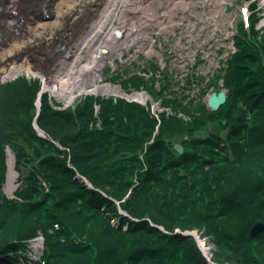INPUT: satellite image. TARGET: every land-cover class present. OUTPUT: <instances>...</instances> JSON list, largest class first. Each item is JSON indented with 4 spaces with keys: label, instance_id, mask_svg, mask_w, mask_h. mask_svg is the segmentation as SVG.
<instances>
[{
    "label": "trees",
    "instance_id": "16d2710c",
    "mask_svg": "<svg viewBox=\"0 0 264 264\" xmlns=\"http://www.w3.org/2000/svg\"><path fill=\"white\" fill-rule=\"evenodd\" d=\"M249 23L221 73L229 95L217 111L206 90L180 99L167 84L149 89L158 115L95 95L58 109L49 94L38 113L39 78L0 85V264H211L188 231L212 245L215 264H264V232L251 236L264 224V33L255 15ZM123 76L114 80L125 92L148 88Z\"/></svg>",
    "mask_w": 264,
    "mask_h": 264
},
{
    "label": "built area",
    "instance_id": "2783aa9c",
    "mask_svg": "<svg viewBox=\"0 0 264 264\" xmlns=\"http://www.w3.org/2000/svg\"><path fill=\"white\" fill-rule=\"evenodd\" d=\"M133 1L135 4L128 9L118 2L117 9L109 11L116 18L106 34L112 35L118 28L124 32L123 39L116 41L109 61L113 71L123 73L129 69L132 74L146 78L155 75L157 87L167 71L173 87L179 89L190 75L211 80L237 51L236 25L228 19L236 8L232 0ZM258 8L264 26V10L259 4ZM132 21H137L139 27L130 31L128 24ZM103 70L104 67L101 74ZM142 95L119 96L132 101L143 100Z\"/></svg>",
    "mask_w": 264,
    "mask_h": 264
},
{
    "label": "bare ground",
    "instance_id": "6f19581e",
    "mask_svg": "<svg viewBox=\"0 0 264 264\" xmlns=\"http://www.w3.org/2000/svg\"><path fill=\"white\" fill-rule=\"evenodd\" d=\"M10 4L7 5L8 10L6 11H17V12H27L19 10L22 7L24 9L26 4L18 3V0H9ZM98 0H54L50 9L51 15L53 14L54 19L56 20V25H51V23L46 24L45 27L43 25L31 28L28 30V35L26 36L28 41L22 43L24 50L30 51V46H33V42L38 41L42 42L43 49L52 50V46H55L58 42L56 38H59L62 43H66V40L69 39L68 34L73 33L69 30V32L65 31V28L60 29L62 24L65 26L72 27L77 21L82 19L81 15H84L89 8H92L94 5L98 4ZM121 3V5H126V9L130 6V4H135L133 0H107L105 7L108 9H117V4ZM56 11V12H54ZM33 16V15H32ZM72 19V22L69 20ZM116 18L115 13L111 12L108 15L102 18L100 23L96 22V19L93 18L91 21L90 29L85 28L82 35H78L82 40L79 43H74V48L67 47L65 48L66 57L72 56L73 61L71 62L68 69H66L60 76L56 74L51 76L50 80L45 82L46 90L50 91V93L55 97V99H64L67 104L73 103V101L77 98V96L83 91L91 90L92 92L98 91H109L112 90L113 86L108 88H103L100 85H97L96 82L100 80V75L98 70L100 65L107 64L110 61L109 55H104L99 52L96 47V41L101 39V36L106 35V33L112 28V21ZM27 18H25L26 20ZM15 22V21H14ZM10 25V22L6 23ZM59 25V26H57ZM51 28H48V27ZM43 27V29H41ZM79 33H81V29L76 25L74 26ZM139 27V23L137 21H132L128 24V28L130 31ZM111 33L105 43L110 47L109 50H114V41H112ZM34 37V39H33ZM99 38V40H98ZM92 40L89 46L88 55L85 57L86 62L82 63V60L79 59V54L77 51H81L84 46L88 44V41ZM82 41V42H81ZM79 51V52H80ZM6 50H4V53ZM84 59V58H83ZM108 60V61H106ZM64 59L60 60L59 66L57 70H60L64 64ZM77 61V63H75ZM20 69V70H19ZM17 71L15 69L13 71L10 70H0V79H6L9 77H13L18 73L25 72L26 74L31 75L29 68H19ZM58 72V71H57ZM78 90V93L75 94L74 91ZM14 181V175L11 171L9 176V184L11 185Z\"/></svg>",
    "mask_w": 264,
    "mask_h": 264
},
{
    "label": "water",
    "instance_id": "95a60500",
    "mask_svg": "<svg viewBox=\"0 0 264 264\" xmlns=\"http://www.w3.org/2000/svg\"><path fill=\"white\" fill-rule=\"evenodd\" d=\"M53 2L54 0H18V3L26 4L25 8L28 9L27 12H17V11L9 12V11H6V8L8 10L7 5L10 4L9 0H0V58H2L3 55H5L6 52L4 53V50L12 46V42L16 41L15 42L16 44L20 43L21 41L20 35H21V32L23 31L22 25L23 23H25V18L28 19L27 22H32L30 23V25L33 27L35 26L38 27L37 22L45 23V22L54 20L53 14L51 15L50 13L51 11L50 7ZM22 7L23 6H21L20 9H22ZM12 17H17V25L15 26L6 24L8 19ZM33 19H35V21ZM116 34L117 36L120 37L122 32L117 31ZM68 40L71 41V37H69ZM56 41H58L56 42L57 44L55 46H52L53 52L50 54H47L45 53L46 51L43 49V46H42L43 43L38 42L35 39V42L33 43L34 48L36 47L34 52H38V54L39 55L41 54L44 58H40L39 56H36V55L35 56L33 55V57H31L32 56L31 51L33 50L30 49V51L28 50L23 51V52L21 51L19 55L9 60V63H15V66H17L18 64L20 65V63H24L25 59L28 57L30 58V62L36 63L37 67L36 66L33 67L31 72L35 73L34 76L38 75L41 78V81L43 83L42 89L39 92L38 100H37L38 113L41 110L42 96L45 93L50 92L46 90L45 82L47 80H50L51 76H54L56 72L58 71L57 69H58L60 60L63 59L64 51L67 46L66 43H62V41H60L59 38H56ZM1 62H0V70H3L2 67L6 68L7 70H10L11 67L9 63H6L3 66ZM23 74L24 72H21V73L16 74L13 77H9L3 80L0 79V85L5 84L9 81H12ZM26 75H29V74H26ZM97 94H100V92ZM226 102H227V94L225 92H221L219 94H213L212 96L208 98V107L212 111H217L219 110L220 107L225 105ZM34 127L37 129V131L39 132L41 136L45 137V132L40 129L37 123L34 124ZM177 150L180 154L184 153V148L182 145H178ZM12 168L13 167H11L10 170ZM89 185L90 187H92L91 184ZM262 232H264V224L262 223L256 224L251 230V236L256 237L258 234ZM178 233H181V232L178 231ZM183 234L186 236H194L197 239L198 243L200 244V247L202 248L208 261L211 264H215L212 262V258L208 253L209 248L204 247V244H202V241L200 240V235L197 232L195 231L185 232Z\"/></svg>",
    "mask_w": 264,
    "mask_h": 264
},
{
    "label": "rangeland",
    "instance_id": "374dc122",
    "mask_svg": "<svg viewBox=\"0 0 264 264\" xmlns=\"http://www.w3.org/2000/svg\"><path fill=\"white\" fill-rule=\"evenodd\" d=\"M234 1L236 3H238L240 6H242L243 1L245 2V0H234ZM247 2H248V0H247ZM254 2L258 3L262 7V10H264V0H254ZM244 6H245V4L241 7V9L242 8L244 9L245 8ZM19 10H21V11H27L28 9L27 8H24V9H19ZM54 12H56V11H54ZM119 17H120V15H119ZM56 19L57 18H55L54 20H51L49 22H45V23L37 22V24H38V26L43 25L44 27H45L46 24H49V23H51L50 26L51 25H56L55 24L56 21H57ZM72 19L73 18H71L69 21L72 22ZM228 19L229 20H234L235 25H236V28L237 29H240L241 26H244L246 17H245V15H243V13L241 12V10L239 11V9L236 8L235 10H233V13L232 14H229L228 15ZM27 20L28 19H26L25 20V23H23V25H22L23 31L21 32V35H20V38H21L20 39L21 40L20 43L19 44H16L15 43L16 41L12 42V46L6 48L5 49L6 50L5 55H3L2 58H0V62L2 61L1 63H2L3 66L6 63H9V60L10 59H13L17 55H19L21 53V51H24V47H26V46H22V43L25 42V41H28L27 39H25V33L31 27L30 23H32V22H27ZM33 20L35 21V19H33ZM7 22H10L13 26H15V25H17V17H12ZM50 26L48 28H51ZM57 26H59V25H57ZM90 26H91V24H90ZM59 28L60 29L65 28L64 30H68V27L65 26V24H62V26L61 27L59 26ZM41 29H43V27ZM80 38L81 37H74V38H72V43H79V41L82 40ZM106 38L107 37H104L103 38V41H105ZM91 42H92V40L89 41V43L84 47V49H82L81 51L79 50L80 52L77 51L78 54L80 53L79 54V59L82 60V63H85L86 62V58L85 57L88 55V50H89V46H90V43ZM31 48L33 50L32 53H31V55H32L31 57H33V55L34 56L36 55V56H39L40 58H44L41 54L39 55L38 52H34V50H35L36 47L34 48V46H30V49ZM52 52H53V49L52 50H46L45 53L50 54ZM109 59L111 60V55H110V58ZM72 61H73V58L72 57H70V56L69 57H66L64 59V61H63L64 64H63L62 68L60 70H58V72H56V75L57 76H60L66 69H68V67L70 66V64H71ZM106 61H108V60H106ZM14 62H15V60H14ZM75 63H77V61H75ZM9 65L11 67L10 68V71H13L14 69H15V71H17L19 68H29L30 69L29 72H31V70H32L33 67H35V66L37 67L36 63L30 62V58L29 57L25 59V62L24 63H20V65L18 64L17 66H15V63H9ZM2 69L7 70L6 68H3V67H2ZM98 73L100 74L99 71H98ZM31 74H32V72H31ZM23 75H25L26 77H28V75H26L25 73ZM28 78H31V75ZM116 81H118V80H116ZM221 81H222V79H221ZM199 82L202 83L203 86L200 87L199 89L194 90V91L181 90V89L176 90L175 89L174 91H175V94L177 95L175 97H179L180 99H182L183 97L188 96V95H190L192 97H194V96L197 97L198 93H201V92H203L205 90H206V95L205 96H209L211 94L212 95L213 94H219V93L222 92L220 90V88L218 87V80L217 79L207 80V79H204V78H200L199 79ZM99 83H100L99 81L96 82L97 85H99ZM117 88H118V86H117ZM174 88L175 87H173L171 89L173 90ZM74 93L77 94L78 93V90H75ZM46 94H49L50 97L52 99H54V101L58 100L57 102H60V103L63 104L61 106L60 105L55 106V108L63 109L62 107H66V108L68 107V105H67V103H66V101L64 99H56L55 100V97L51 93H48L47 92ZM175 97H173V98H175ZM192 97L188 98L187 100L192 99ZM78 98L79 97H77L75 100L77 101ZM7 163H8V173H7L6 184H5V187H4V192H5V194L7 196L12 197V195L14 194L15 190L18 187V183H17L18 173L16 172V169H15V156L11 153L10 150H8V160H7ZM11 167H13V168L10 170ZM11 171H12V173L14 175V181L10 185L9 184V176H10ZM200 240L202 241V244H204V247L209 248V250H208L209 252L208 253H209V255L212 258V245L210 243H208L205 239H201L200 238ZM43 243H44V239L42 241L41 240V236H39V237H37V238L29 241V250H30L29 253H28L29 258H31L32 260H36V259H38L42 255V251H43V248H44Z\"/></svg>",
    "mask_w": 264,
    "mask_h": 264
}]
</instances>
